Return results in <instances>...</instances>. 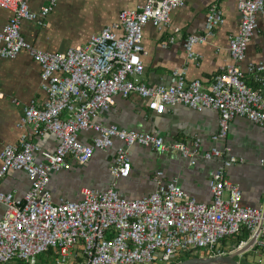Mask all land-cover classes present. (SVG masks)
<instances>
[{
    "label": "built area",
    "instance_id": "obj_1",
    "mask_svg": "<svg viewBox=\"0 0 264 264\" xmlns=\"http://www.w3.org/2000/svg\"><path fill=\"white\" fill-rule=\"evenodd\" d=\"M185 2L143 0L139 8L122 10L118 21L92 34L87 42L50 52L26 41L21 23L23 19L44 23L57 0H48L39 12L31 9L29 0H0V6L13 12L0 30V57L15 58L27 50L42 67L41 87L48 96L41 105L23 108L18 121L23 130L20 142L4 146L0 153V204L4 206L0 264H40L42 256L50 257L46 264H173L182 254L192 252L227 254L219 247L222 240L240 235L244 229L250 236L237 248L253 237L254 245L264 246V208L244 205L240 187L227 176V168L237 161L235 157L212 172L213 200L209 204L188 196L177 179L163 182L162 171L154 177L155 191L136 199L121 195L114 187L102 191L84 187L80 200L55 202L49 189L53 172L70 169L72 162L88 163L96 149L114 146L116 138L124 143L117 148L110 168L117 178L130 175L128 148L134 144L162 152L179 150L191 157L192 163L199 154L206 159L222 156L217 147L201 154L199 139L192 146L184 142L166 144L160 135L96 121L102 110L115 103L117 95L139 94L157 113L175 104L216 109L220 113V130L213 136L216 140L226 137L236 116L264 126V93L246 82L241 66L258 28V14L264 13V0H238L242 19L229 45L234 62L223 67L209 85L199 79L187 80L186 67L173 71L175 81L171 84L150 86L145 82L144 27L171 26L172 12ZM222 22V10L214 3L205 32L188 34L185 39L188 58L201 59L196 44L214 35ZM249 71L264 86V64H250ZM88 131L96 133L92 143L80 140ZM46 132L59 138L54 151L43 150L33 139ZM37 153L42 160H37ZM11 169L26 171L31 180L22 197L1 189Z\"/></svg>",
    "mask_w": 264,
    "mask_h": 264
},
{
    "label": "crops",
    "instance_id": "obj_2",
    "mask_svg": "<svg viewBox=\"0 0 264 264\" xmlns=\"http://www.w3.org/2000/svg\"><path fill=\"white\" fill-rule=\"evenodd\" d=\"M29 2L31 9L39 12L48 0ZM142 3L143 0H57V5L43 19L44 23L37 19H23L21 32L33 46L58 52L87 42L92 34L118 21L122 10L139 8ZM214 3H218L222 10L223 22L214 35L196 44L195 50L201 59L191 60L185 39L188 34L205 32L207 15ZM12 15L11 10L0 6V30ZM241 19L238 0H186L172 12L171 26L159 29L152 24L146 25L143 35V45L147 50L143 55L145 82L150 86L171 84L175 81L173 71L186 67L187 80L199 79L209 85L223 67L234 62L229 45L239 30ZM171 37H174L173 41H170ZM259 63L264 64V13L258 14V28L241 62L246 82L264 93V86L249 71L250 64ZM41 72L40 63L27 50H22L15 58L0 57V153L4 146L20 142L23 130L18 127V121L23 108L30 104L41 105L47 100V93L41 87ZM96 121L160 135L166 144L184 142L192 146L194 140L199 139L201 154L213 147L219 148L223 154L213 159L199 154L196 162L192 163V158L179 150L162 152L151 146L134 144L128 148L132 160L131 173L128 177L117 178L110 168L117 148L124 143L116 138L114 146L106 150L96 149L88 163L72 162L70 169L52 173L49 189L55 202L80 200L84 187L101 191L114 187L125 197L140 198L155 191L157 183L154 177L162 171L163 182L177 179L188 196L209 204L213 200L210 188L212 172L225 160L235 157L237 161L227 168L228 178L240 187L244 205L264 208V126L244 116H236L230 121L226 137L216 140L213 136L220 130L218 110H199L175 104L168 105L163 113H157L148 107L147 99L136 93L129 97L115 96V103L102 110ZM95 135L94 131L83 132L80 140L92 143ZM33 139L43 150L54 151L59 143L53 132L33 136ZM36 158L42 160L41 153H37ZM30 186L26 171L11 169L3 179L1 189L22 197ZM3 212L4 206L0 204V216ZM235 240L236 236L227 237L219 247L232 252L237 249ZM239 257L241 264H264V246L260 248L253 244ZM49 258L42 256L40 264L48 263Z\"/></svg>",
    "mask_w": 264,
    "mask_h": 264
},
{
    "label": "water",
    "instance_id": "obj_3",
    "mask_svg": "<svg viewBox=\"0 0 264 264\" xmlns=\"http://www.w3.org/2000/svg\"><path fill=\"white\" fill-rule=\"evenodd\" d=\"M254 241L255 237L251 238L245 246L237 248L227 254L214 255L204 252H192L185 257H181L173 264H190L197 260H203L211 264H240V260L237 257L250 248L254 244Z\"/></svg>",
    "mask_w": 264,
    "mask_h": 264
},
{
    "label": "trees",
    "instance_id": "obj_4",
    "mask_svg": "<svg viewBox=\"0 0 264 264\" xmlns=\"http://www.w3.org/2000/svg\"><path fill=\"white\" fill-rule=\"evenodd\" d=\"M249 235H250V232L247 229H244L240 235L236 236V240H235L236 241V246H238L239 242L242 239H247L249 237Z\"/></svg>",
    "mask_w": 264,
    "mask_h": 264
},
{
    "label": "bare ground",
    "instance_id": "obj_5",
    "mask_svg": "<svg viewBox=\"0 0 264 264\" xmlns=\"http://www.w3.org/2000/svg\"><path fill=\"white\" fill-rule=\"evenodd\" d=\"M190 264H211V263L203 261V260H197V261L191 262Z\"/></svg>",
    "mask_w": 264,
    "mask_h": 264
},
{
    "label": "rangeland",
    "instance_id": "obj_6",
    "mask_svg": "<svg viewBox=\"0 0 264 264\" xmlns=\"http://www.w3.org/2000/svg\"><path fill=\"white\" fill-rule=\"evenodd\" d=\"M187 254H188V253H187ZM187 254H182V257H185ZM237 258L240 259L239 256H238ZM7 264H13V263H7ZM256 264H262V263H261V262H259V263L256 262Z\"/></svg>",
    "mask_w": 264,
    "mask_h": 264
}]
</instances>
